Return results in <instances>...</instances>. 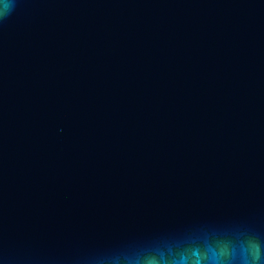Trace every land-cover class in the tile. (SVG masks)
Wrapping results in <instances>:
<instances>
[{
  "label": "water",
  "instance_id": "95a60500",
  "mask_svg": "<svg viewBox=\"0 0 264 264\" xmlns=\"http://www.w3.org/2000/svg\"><path fill=\"white\" fill-rule=\"evenodd\" d=\"M0 264H264V0H17Z\"/></svg>",
  "mask_w": 264,
  "mask_h": 264
},
{
  "label": "clouds",
  "instance_id": "9594fccd",
  "mask_svg": "<svg viewBox=\"0 0 264 264\" xmlns=\"http://www.w3.org/2000/svg\"><path fill=\"white\" fill-rule=\"evenodd\" d=\"M17 0H3L0 4V21H3L12 14L16 7Z\"/></svg>",
  "mask_w": 264,
  "mask_h": 264
}]
</instances>
